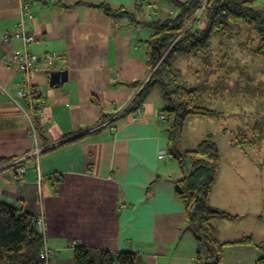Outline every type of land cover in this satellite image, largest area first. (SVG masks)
I'll return each instance as SVG.
<instances>
[{
  "label": "crops",
  "instance_id": "crops-1",
  "mask_svg": "<svg viewBox=\"0 0 264 264\" xmlns=\"http://www.w3.org/2000/svg\"><path fill=\"white\" fill-rule=\"evenodd\" d=\"M149 1L156 8L152 16L147 14L150 6H138L136 0H33L34 19L25 29L34 32L36 40L27 51L37 55L40 66L30 83L43 100L36 122L43 138L35 140L25 112L30 101L38 100L17 97L24 77L5 64L25 47L21 40H1L3 33L21 28V2L0 0V158H15L0 168V202L43 216L46 244L57 251L50 264H75L73 242L113 254L135 253L144 264H195L194 226L187 224L186 208L175 185L167 181L182 178L184 172L168 162L169 138L159 119L166 107L162 94L150 93L142 111L136 118L132 115L138 93L133 84L144 83L151 74L146 41L153 32L99 8L104 4L129 12L138 21L176 13L169 0ZM254 1L264 14V0ZM199 19L193 25L203 28L205 16ZM53 55L51 67L42 64ZM54 71H67L68 81L51 87ZM114 117L115 131L99 128ZM198 118L210 120L193 117L189 125ZM209 135L218 145L211 130L201 133L203 140ZM203 140L177 147L193 150ZM46 141H51L48 146ZM37 145L43 149L38 159L31 157ZM229 146L237 149L232 141ZM19 168L25 169L23 175ZM230 171L239 172L236 165L231 170L222 167L210 193L211 206L242 219L216 223L223 243L240 239L229 237V231L245 221L242 214L249 207L242 200L239 177L221 184ZM254 239L264 244V239ZM224 252L222 264H258L260 257L259 251L244 245H228Z\"/></svg>",
  "mask_w": 264,
  "mask_h": 264
},
{
  "label": "trees",
  "instance_id": "trees-1",
  "mask_svg": "<svg viewBox=\"0 0 264 264\" xmlns=\"http://www.w3.org/2000/svg\"><path fill=\"white\" fill-rule=\"evenodd\" d=\"M176 9L175 15L164 19L138 21L134 14L125 11H113L107 5L100 4L106 15L112 18H127L132 23L144 26L153 32L146 41L147 64L151 76L136 95L132 105L136 109L143 105L151 91L159 87L167 104L161 113L167 117L166 134L169 138L168 153L177 161L182 172L190 165L189 173L184 172L180 183L182 191L178 197L186 208V222L194 226V237L197 242L195 264H222L224 249L228 245L251 246L260 252L258 264H264V244L257 243L251 237H242L235 242L223 243L219 239L217 222L236 223L241 216H233L210 205L211 190L216 183L221 164L220 148L209 137L198 144L196 149L181 151L177 139L185 130L189 118H210L222 115L207 108L203 97L208 90V82L190 87L179 79V69L174 65L182 55L198 57L203 66L212 67L214 58V41L217 38L228 39L239 35L240 26L252 29L257 45L254 50L264 57V14L257 10L254 0H169ZM200 13V14H199ZM203 14L206 22L203 28L194 26L200 22ZM235 33V34H234ZM234 34V36H232ZM221 42V40H220ZM222 44V42H221ZM141 82L133 84L138 87ZM41 97H33L39 100ZM34 126L38 140L43 138V131ZM242 133V132H241ZM253 138L243 139L237 136L234 146L244 145L246 140L251 144L264 139V122H257L253 128ZM68 136L65 137L67 139ZM51 141H46L47 146ZM15 161V158H0V168ZM260 219L262 217L259 216ZM45 238L38 231L37 218L24 212L16 205L0 202V262L2 264H45L41 257ZM75 264H144L135 253L113 254L109 251H98L77 246L74 250Z\"/></svg>",
  "mask_w": 264,
  "mask_h": 264
},
{
  "label": "rangeland",
  "instance_id": "rangeland-1",
  "mask_svg": "<svg viewBox=\"0 0 264 264\" xmlns=\"http://www.w3.org/2000/svg\"><path fill=\"white\" fill-rule=\"evenodd\" d=\"M237 32L239 35L234 36ZM235 33L233 38H217L214 41L211 68L203 66L201 60L195 56L182 55L175 61L174 65L179 69V79L183 84L195 87L202 82H208V90L203 97L204 105L222 113L218 117L210 118L209 122L198 118L203 122L199 123L197 120L189 125L191 119H187L185 130L180 134L179 140L177 139V145L186 147L189 143H198L203 140L201 133L212 131L222 151L220 172L222 167L224 170H231L235 165L239 170L238 174L230 171L227 178L220 182L232 183L239 177L244 185L242 200L249 206L242 214L246 216L245 221L233 227L228 236L242 238L254 235L260 240L264 239V139L256 144L246 140L244 145H233L237 149H232L229 145L237 136L240 139H243V135L252 139L255 124L264 122V57L254 50L257 40L252 29L240 26V30ZM148 79L140 83L138 93ZM153 91L157 95L161 93L159 87H155L151 93ZM141 106L143 105L136 109ZM168 162L179 169L178 162L171 156ZM183 170L188 173L189 164ZM230 199H234L233 196ZM259 216L262 219L256 220Z\"/></svg>",
  "mask_w": 264,
  "mask_h": 264
},
{
  "label": "built area",
  "instance_id": "built-area-1",
  "mask_svg": "<svg viewBox=\"0 0 264 264\" xmlns=\"http://www.w3.org/2000/svg\"><path fill=\"white\" fill-rule=\"evenodd\" d=\"M45 2H49L50 0H43ZM21 2V8H22V14L23 18L20 22V29L18 31H15L13 33L5 32L1 35V40L4 43H9L10 41L14 40H21L23 42V45L25 49L22 52H17L12 56V58L5 62L6 66L10 68L17 69L22 76L24 77L23 85L17 92L18 98H32L39 96L41 97L38 101H30L31 107L30 110L25 112V116L31 121V129L32 133L35 137V140H37V133L34 126V119L40 118L42 115L40 114L42 108H43V100L42 95L40 94V91L37 88H34L31 86L30 83V76L32 73H35L39 70L40 64L38 63V57L37 55H34L32 53H29L27 51V47L33 44L36 40V34L34 32H30L25 29V26L28 24V22L33 21L34 15L31 12L30 6L33 2V0H20ZM136 3L138 6H150V10L147 11V14L155 13L156 8H152V3L149 0H136ZM56 57V55L49 56L48 58L44 59L42 61V64H44L46 67H51L53 65V59ZM141 90V89H140ZM139 90V91H140ZM142 110V106L138 109H135L132 115L136 118L137 114ZM116 117L112 118L113 120ZM33 119V120H32ZM159 119L163 122H166L167 117L165 115H160ZM104 126H109L113 131L116 130L114 126L110 125V121ZM38 146V145H37ZM45 150V149H44ZM43 151L42 148L39 146L36 147L31 154V157L38 159L41 152ZM160 159H163L164 157L162 155L159 156ZM25 173L24 168L18 169V174L23 175ZM37 228L43 232L44 229V218L43 216H40L37 221ZM57 255V251L50 249L48 246H44L41 257L45 261V264H50L51 260L55 258Z\"/></svg>",
  "mask_w": 264,
  "mask_h": 264
},
{
  "label": "water",
  "instance_id": "water-1",
  "mask_svg": "<svg viewBox=\"0 0 264 264\" xmlns=\"http://www.w3.org/2000/svg\"><path fill=\"white\" fill-rule=\"evenodd\" d=\"M68 81V72L67 71H54L50 74V86L58 87L59 85H63ZM167 181L171 182L175 185V190L177 192H181L180 182L181 178L178 179H167Z\"/></svg>",
  "mask_w": 264,
  "mask_h": 264
},
{
  "label": "bare ground",
  "instance_id": "bare-ground-1",
  "mask_svg": "<svg viewBox=\"0 0 264 264\" xmlns=\"http://www.w3.org/2000/svg\"><path fill=\"white\" fill-rule=\"evenodd\" d=\"M156 12V11H155ZM155 13H152V14H148L149 16H152V15H154ZM152 73V72H151ZM216 111V110H215ZM134 112V110L132 111V113ZM218 112V111H217ZM210 118H215V117H210ZM116 119V118H115ZM114 119V120H115ZM113 119H110L109 121H110V125L111 126H114L113 125V121H114ZM109 121H107V123L109 122ZM103 127V125L102 126H100L99 128H102ZM104 127H109V126H104ZM115 127V126H114ZM110 128V127H109ZM111 129V128H110ZM189 173V172H188ZM178 179V178H177ZM182 180H183V177L181 178ZM182 182V181H181ZM180 182V183H181ZM180 186H181V184H180ZM181 190H182V187H181ZM179 193V192H178ZM38 219L39 218H37V221H38ZM38 231L41 233V234H43V236H44V238H45V241H44V246H47V244H46V237H45V230L43 229V232L42 231H40L39 229H38ZM44 246H43V248H44ZM77 246H79V245H77V243L76 242H73V243H71V245H70V247L72 248V249H74L75 250V247H77ZM43 248H42V250H43ZM53 250V249H52ZM56 251V250H55ZM42 253V252H41ZM57 256V255H56ZM45 262V261H44ZM51 263V262H50Z\"/></svg>",
  "mask_w": 264,
  "mask_h": 264
}]
</instances>
